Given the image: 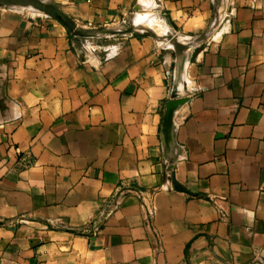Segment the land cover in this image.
I'll use <instances>...</instances> for the list:
<instances>
[{"label": "crops", "instance_id": "obj_1", "mask_svg": "<svg viewBox=\"0 0 264 264\" xmlns=\"http://www.w3.org/2000/svg\"><path fill=\"white\" fill-rule=\"evenodd\" d=\"M34 1L0 0V264H264V0Z\"/></svg>", "mask_w": 264, "mask_h": 264}, {"label": "water", "instance_id": "obj_2", "mask_svg": "<svg viewBox=\"0 0 264 264\" xmlns=\"http://www.w3.org/2000/svg\"><path fill=\"white\" fill-rule=\"evenodd\" d=\"M8 1H10L14 6L38 7V5H36L37 2L34 0H8ZM1 4H5V3L1 2ZM44 10L47 11V13L52 17H55L56 19L61 21L70 31H72V33L75 36L80 38H92V37L103 36L106 37L105 39L106 45H119L125 40L126 35L132 34L137 30V26L134 24L124 29H108V28L85 29L76 26L66 15L55 9L45 8ZM116 35H120L122 37L109 38V36H116ZM168 36L172 44L176 45V43L178 42L177 37L175 35H168ZM187 59H188V55L186 53H182L177 56V63L175 67V82L171 93V99L167 103L166 113L163 122V131L166 135L171 134L172 127L176 118V113H175L176 110L178 109L179 106L183 105L187 101V98L181 95V84L184 82L185 66Z\"/></svg>", "mask_w": 264, "mask_h": 264}, {"label": "rangeland", "instance_id": "obj_3", "mask_svg": "<svg viewBox=\"0 0 264 264\" xmlns=\"http://www.w3.org/2000/svg\"><path fill=\"white\" fill-rule=\"evenodd\" d=\"M146 12V11H142ZM138 30H141V28L138 27ZM146 34H150L152 36H154L157 40H160V38H163V36L165 35V32H167L165 25L162 23V21H160V19H158L157 22H155L153 25H151L150 27L145 28V30H141ZM116 37H120V35H116V36H109V38H116ZM92 39V38H91ZM96 43L98 45H103L105 44V39L106 37L103 36H99L98 38H96Z\"/></svg>", "mask_w": 264, "mask_h": 264}, {"label": "bare ground", "instance_id": "obj_4", "mask_svg": "<svg viewBox=\"0 0 264 264\" xmlns=\"http://www.w3.org/2000/svg\"><path fill=\"white\" fill-rule=\"evenodd\" d=\"M150 17H151V16H150ZM145 19H146V18H145ZM149 19H150V18H149ZM154 20H155V19H154ZM154 20H153V21H154ZM156 20H157V19H156ZM156 20H155V21H156ZM140 21H141V20H140ZM147 21H148V20H147ZM143 22H144V21H143ZM143 24H144V23H143Z\"/></svg>", "mask_w": 264, "mask_h": 264}]
</instances>
